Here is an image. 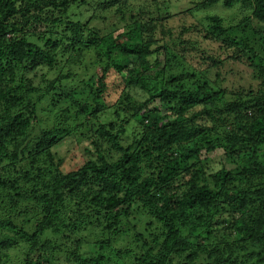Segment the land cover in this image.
<instances>
[{"label":"trees","instance_id":"1","mask_svg":"<svg viewBox=\"0 0 264 264\" xmlns=\"http://www.w3.org/2000/svg\"><path fill=\"white\" fill-rule=\"evenodd\" d=\"M252 78L264 0H0V264H264Z\"/></svg>","mask_w":264,"mask_h":264},{"label":"rangeland","instance_id":"2","mask_svg":"<svg viewBox=\"0 0 264 264\" xmlns=\"http://www.w3.org/2000/svg\"><path fill=\"white\" fill-rule=\"evenodd\" d=\"M240 71H238L237 73L239 74ZM42 77L39 76V80L41 79ZM251 83L254 85V86H257L259 87L261 83H264L263 79H261V81L257 80V79H253L252 78V81ZM43 125H46L44 123H42ZM42 126H38V128H41ZM69 143H67L66 145H58L55 147V150L57 151L56 153L60 156H63L64 157V160H66L69 164L71 163H75V162H80L81 161V157H85L87 156V151L85 149V144H80V145H77V148H76V142L75 141H72V144L69 146ZM76 150V151H75ZM215 159H219V157L215 156L214 157ZM84 235V234H83ZM127 237H124V238H121L118 243L116 244L117 247H120V246H124L125 244L128 245L130 244V239L127 238ZM92 237H89L88 240L91 241ZM87 246H88V251H92V242L89 243V245H87V243H85V248L87 249Z\"/></svg>","mask_w":264,"mask_h":264}]
</instances>
